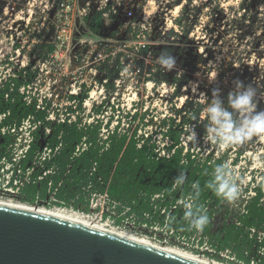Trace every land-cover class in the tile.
<instances>
[{
	"label": "rangeland",
	"instance_id": "rangeland-1",
	"mask_svg": "<svg viewBox=\"0 0 264 264\" xmlns=\"http://www.w3.org/2000/svg\"><path fill=\"white\" fill-rule=\"evenodd\" d=\"M197 1L192 5H186L184 0L142 2L148 17L145 40L153 46L167 47L165 51L176 57V68L172 71L163 68L169 78L167 81L158 82L155 75L149 78L150 69L155 68L161 54L144 56V59L137 57L139 51L133 47L126 50L130 56L125 61L126 72L116 77L122 88H107L102 92L99 83L95 84L99 79L86 75L88 68L79 74L77 69L81 65L74 61L78 52L93 54V45L81 42L85 38L82 35H86L84 29L75 36L73 43L62 49L54 43L56 30L50 23L54 22L55 13L53 9H47L53 0H0V89L6 82L10 89V74L17 73L20 76L17 79L28 92V101L48 100L53 95L49 109L57 114L56 117L78 112L77 118L83 127L102 122L99 137L103 140L118 124L120 132L132 134L137 129L140 138L153 136L162 153L163 147L170 143L168 139L163 140L161 124L164 119L175 118L174 129L179 131L193 127L190 116L176 113L184 110L187 100L200 99L207 102L206 108L213 88L227 94L237 79L256 86L259 97L264 100L261 89L264 81V2L251 0L253 4L246 7V11L240 8L243 0H220L213 5H206V0ZM45 41L55 46L53 53L49 52V44H44ZM80 86L82 90H79ZM80 100L83 101V111L78 108ZM96 108L101 111L98 113ZM202 116V120H206ZM204 129L203 125L195 128L197 140L194 148L204 157L225 155L226 163L241 187V194L234 202L238 207L240 202L253 195L254 181L264 175V141L254 137L243 144L247 151L235 165L233 162L239 147L221 148L205 142L199 137ZM183 132L182 144L187 148V132ZM58 195L56 189H49L46 195L40 194L38 198L33 199L28 194L24 202L5 203L45 211L74 210L89 215V220L111 231L127 232L156 245L219 264H244L231 250H218L215 242L209 241L202 232L197 231L191 238H186L174 225L167 222L163 225L160 217L153 225L140 223L135 215L129 216L127 210L118 212L113 201L109 202L102 195L87 196L90 200L88 212L77 210L75 199L67 204ZM106 213L110 215L106 216ZM117 220L120 224H116ZM216 255L222 260L213 257ZM249 256L251 264H260L259 255L249 253Z\"/></svg>",
	"mask_w": 264,
	"mask_h": 264
},
{
	"label": "trees",
	"instance_id": "trees-1",
	"mask_svg": "<svg viewBox=\"0 0 264 264\" xmlns=\"http://www.w3.org/2000/svg\"><path fill=\"white\" fill-rule=\"evenodd\" d=\"M184 1L187 2L186 5L198 2L197 0ZM216 1L220 2V0H206L205 3L213 5ZM252 4L251 0H243L240 8L246 10V7ZM91 29L97 34L115 35L111 28L103 29L98 15L92 18ZM44 44H49L50 53L55 51L52 43L45 41ZM166 48L165 46L148 45L139 50L140 55L138 54L137 57L144 59V56L155 57V55L166 52ZM121 56L123 54H120L118 59L103 65L105 74L99 79L100 81L108 80L106 85L108 89H115L116 81H118L116 77H119L124 68L120 60ZM124 58L129 60L127 54H124ZM166 74L157 62L148 75H150L149 78L153 75L158 76L157 81L160 82L169 79ZM15 82L14 92L9 91L8 83L0 90V110L11 111L10 124L14 122L20 124L29 115H35L37 120L44 121L47 112H37V103L27 106L23 101L24 97L18 91L22 82L18 79ZM245 84H250V82H245ZM261 89L264 92V81ZM9 92L10 98L5 101V95ZM227 95L228 93L221 94L225 104ZM206 104L207 102L200 99L187 100L184 110H178L176 113L183 112L190 116V122L194 128L199 125L205 128L207 120L203 121L202 115ZM78 108L83 111V101L80 100ZM261 110H264V100L259 97L257 111ZM96 111L99 113L101 108H96ZM175 122V118H170L164 119L161 124V129L164 130L163 140H170V143L163 147L166 152L165 156L161 155V148L153 140V136L140 138L137 129L132 134L128 131L120 132L119 124L109 132L104 140L99 137L102 122L86 125L85 128L80 126V122L48 124L52 128V134L46 141L41 138L39 132L36 133L35 142L23 162L24 168L32 164L45 144L52 148L61 144L62 147L56 157L45 164L46 168L54 169L53 174H49L44 181L29 186L26 190L27 195L29 194L34 199L39 192L44 196L49 190V183H52L51 191L57 189L58 196L66 200L67 204H70L71 199H75V208L88 212L90 211L88 197L93 194L107 193L118 212L127 210V214L135 215L134 217L140 220V223L152 224L157 217H160L163 225L165 222L174 225L177 232L182 231V235L186 238H191L197 231L188 229L184 219L185 209H182L178 202L192 199L194 209L200 208L208 215L209 223L202 234L209 241H214L218 250H231V253L235 254V257L244 264H251L252 259L249 253H255L256 256L259 255V263L264 264V254H262L264 252V187L261 186L264 184V175L259 181H254L256 184L252 188L253 195L248 196L246 201L240 202L238 207L234 202L229 204L222 201L206 185L212 179L215 167L226 163L225 155L200 156L194 148L196 141H189L188 147L185 148L181 138L183 131L186 130L174 129ZM109 125L110 121L106 126L109 127ZM204 136L205 129L199 133V137ZM255 139L258 138L255 137ZM84 141L88 144V149L80 156H75L77 148ZM237 146L239 147L237 158L233 162L235 165L239 157L247 151L244 146ZM262 157L264 162V154ZM40 172L41 170H37L36 178ZM180 172L185 173L186 179L183 185H176L174 179ZM195 183L199 185L198 197L192 187ZM31 198L28 200L31 201ZM109 215L106 213V216ZM116 224H120V221L117 220ZM213 257L218 261L222 260L217 255Z\"/></svg>",
	"mask_w": 264,
	"mask_h": 264
},
{
	"label": "built area",
	"instance_id": "built-area-1",
	"mask_svg": "<svg viewBox=\"0 0 264 264\" xmlns=\"http://www.w3.org/2000/svg\"><path fill=\"white\" fill-rule=\"evenodd\" d=\"M146 1L154 3V0H53L51 5L48 3L47 9H53L55 13L54 22L50 23V25L55 26L56 30L54 43L59 45L60 49L70 45L74 42L75 36H79L80 30L83 28L86 35L81 34L82 37H85L81 42L93 45V54L90 56L79 54V52L75 54L74 61H76V65H81V68L77 69L78 73L83 74V69L88 68L86 75L91 74L99 79L101 75L105 74L103 65L118 59L120 54H123L120 58L122 64H124V68L120 72L121 76L127 70L126 57L124 58V54H127L126 50L135 47L139 51L141 48L144 49L150 45L144 37L145 32L148 30V17L142 2ZM97 15L100 17L103 29L109 30L111 28L115 33L114 36L107 33L97 34L91 30L92 18ZM44 20H46V17ZM128 57L130 58V56ZM18 77L20 76L17 73L10 74L9 91L11 93L16 90L15 80ZM96 83H99L102 92H106L107 79L102 81L99 79V82L95 81ZM119 83V80L116 81L117 89L122 88ZM2 85L4 87L5 83ZM79 90H82L81 86ZM18 91L24 97L23 101L27 106L37 103V112L45 111L47 117L42 121L37 120L35 115H29L20 124L17 122L10 124L11 111L0 110V200L12 202H24L27 197L26 190L29 186L44 181L49 174H53L54 169L46 168L45 164L56 157L62 147L61 144L55 148L45 144L32 164L26 168L23 166V162L35 142L36 133L39 132L41 138L47 141L52 134V128L48 124L80 122V126L83 127L79 117L77 118L78 112L67 115L61 114L58 117L55 116L57 114L54 112H50V100L53 95L48 100H34L31 102L27 100L26 95L28 92L25 86L21 85ZM10 92L5 95V101L9 100ZM22 131L24 132L23 135ZM19 132H21L20 135ZM87 149L88 144L84 141L77 148L75 156H80ZM161 155H166L165 150ZM37 170H41V172L36 178L35 173ZM51 187L52 183H49L50 190ZM39 195L40 193L37 192L36 198ZM98 195L101 194H93L92 196ZM102 196L109 202L111 201L107 193ZM184 201L193 203L192 199L179 201L178 205L182 209H185L183 206Z\"/></svg>",
	"mask_w": 264,
	"mask_h": 264
},
{
	"label": "water",
	"instance_id": "water-1",
	"mask_svg": "<svg viewBox=\"0 0 264 264\" xmlns=\"http://www.w3.org/2000/svg\"><path fill=\"white\" fill-rule=\"evenodd\" d=\"M0 264H204L108 230L0 203Z\"/></svg>",
	"mask_w": 264,
	"mask_h": 264
},
{
	"label": "clouds",
	"instance_id": "clouds-1",
	"mask_svg": "<svg viewBox=\"0 0 264 264\" xmlns=\"http://www.w3.org/2000/svg\"><path fill=\"white\" fill-rule=\"evenodd\" d=\"M158 63L166 71L176 68V57L168 52H162ZM234 87L227 95V102L221 98L219 88L212 89L210 103L204 109L203 115L207 120L205 125L204 141L221 148L243 145L254 137L264 140V110L257 111L259 91L252 84H245L241 80L233 81ZM188 141H196L197 133L194 127L186 129ZM186 179L184 172H180L174 179L176 185H183ZM236 176L227 163L215 167L212 179L207 182V188L229 204L235 202L240 194L241 187L236 182ZM264 187V184L261 185ZM195 195H199V185H192ZM184 219L189 230L202 232L209 223L206 212L195 208L191 203L184 202Z\"/></svg>",
	"mask_w": 264,
	"mask_h": 264
},
{
	"label": "bare ground",
	"instance_id": "bare-ground-1",
	"mask_svg": "<svg viewBox=\"0 0 264 264\" xmlns=\"http://www.w3.org/2000/svg\"><path fill=\"white\" fill-rule=\"evenodd\" d=\"M0 203L1 204H6V205H11V206L22 207V208H26V209H31V210H36V211H41V212L49 213V214H52V215L60 216V217H63V218H67V219H70V220H74V221H77V222H80V223H84V224H87V225H90V226H95V227H98V228H101V229H104V230H108V229H105L102 226L97 225L96 223L92 222L91 220H89V215L86 216L85 214L77 212V211H74V210L55 209V210L45 211V210H42V209L28 207V206H24V205H18V204H14V203L13 204L12 203L9 204V202L5 203V201L4 202L0 201ZM108 231H111V230H108ZM111 232L116 233V234H118L120 236L129 238L131 240H135V241H138V242H141V243H144V244H148V245L156 247V248H160L161 250L170 252L172 254H176V255H179V256H183L185 258H189L191 260H195L197 262H201V263H204V264H219V263H216L214 261L208 260L206 258L193 256V255H190V254H186V253H183V252L176 251L174 249H169V248H166V247H163V246L156 245V244H154L153 242H151L149 240H146V239H144L142 237H139V236L127 233V232H118V231H111Z\"/></svg>",
	"mask_w": 264,
	"mask_h": 264
}]
</instances>
